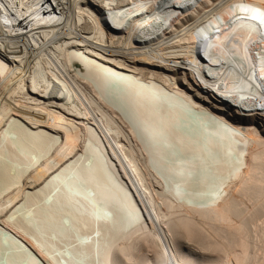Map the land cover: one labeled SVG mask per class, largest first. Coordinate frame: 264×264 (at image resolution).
I'll list each match as a JSON object with an SVG mask.
<instances>
[{"label":"bare ground","instance_id":"1","mask_svg":"<svg viewBox=\"0 0 264 264\" xmlns=\"http://www.w3.org/2000/svg\"><path fill=\"white\" fill-rule=\"evenodd\" d=\"M257 15L264 0H0V150L40 148L0 152L18 176L0 173V264H102L103 228L152 239L118 264H264Z\"/></svg>","mask_w":264,"mask_h":264},{"label":"snow or ice","instance_id":"2","mask_svg":"<svg viewBox=\"0 0 264 264\" xmlns=\"http://www.w3.org/2000/svg\"><path fill=\"white\" fill-rule=\"evenodd\" d=\"M253 19L260 20L262 23H264V18H262L260 15L254 16Z\"/></svg>","mask_w":264,"mask_h":264},{"label":"water","instance_id":"3","mask_svg":"<svg viewBox=\"0 0 264 264\" xmlns=\"http://www.w3.org/2000/svg\"><path fill=\"white\" fill-rule=\"evenodd\" d=\"M184 129H187L185 126H184ZM188 130V129H187ZM69 198H71V196H68ZM87 204H88V202H87ZM90 204V203H89ZM91 205V204H90ZM90 209L91 210H95V208H92V206H90ZM100 212H102V210H100ZM62 227V226H61Z\"/></svg>","mask_w":264,"mask_h":264},{"label":"rangeland","instance_id":"4","mask_svg":"<svg viewBox=\"0 0 264 264\" xmlns=\"http://www.w3.org/2000/svg\"><path fill=\"white\" fill-rule=\"evenodd\" d=\"M154 261H155V258H154Z\"/></svg>","mask_w":264,"mask_h":264}]
</instances>
